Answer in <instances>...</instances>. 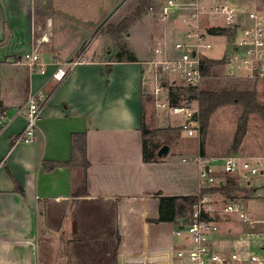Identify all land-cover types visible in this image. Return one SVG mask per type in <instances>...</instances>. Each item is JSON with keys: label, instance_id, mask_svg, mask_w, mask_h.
<instances>
[{"label": "crops", "instance_id": "1", "mask_svg": "<svg viewBox=\"0 0 264 264\" xmlns=\"http://www.w3.org/2000/svg\"><path fill=\"white\" fill-rule=\"evenodd\" d=\"M156 1L151 7L157 9L165 2ZM47 2L0 0V113L4 114L0 124V264H68L79 246L112 244L116 240L117 264L139 262L142 254L177 244L175 233L188 215L161 213L157 194L193 196L206 186L201 182L199 166L191 161L200 155L199 142L195 146L189 140H176L181 153L171 157L172 146L166 156L159 157L162 146L155 149L154 145L150 153H157L158 159L144 160L143 127L150 131L153 126L166 128L171 133L170 128H181L172 122V114L159 108L155 97L148 94L153 83L144 62L151 59L159 40L173 43L183 27L178 21L164 25L152 12L159 22L158 30L154 23L159 36L149 56L136 55V61L112 54L103 56L105 46L88 56V47L67 77L58 81L53 72L59 50H41L51 36L44 28L52 24V3L47 6ZM246 7L238 8L243 12ZM249 11L264 12V4ZM221 40L220 51L225 44ZM34 50L47 65L45 72L25 61L24 56ZM37 92L48 99L36 138L31 143L14 144L27 123L24 107ZM196 109L198 112V103ZM76 134L86 136L89 162L86 188L81 193L83 166L74 156ZM241 150L246 154L241 157L261 158L244 153L243 146ZM205 156L210 157L207 145ZM222 176L218 171L221 180ZM232 201L248 208L243 198H230L227 204ZM223 213L233 215L238 222L228 223V227L218 223V239L227 245L237 244L249 227L239 215ZM133 215L145 225L147 217L160 220L170 216L176 228L172 233L167 228L155 230V237L146 236L133 244ZM95 221L98 223L94 225ZM111 230L116 239H106Z\"/></svg>", "mask_w": 264, "mask_h": 264}, {"label": "built area", "instance_id": "2", "mask_svg": "<svg viewBox=\"0 0 264 264\" xmlns=\"http://www.w3.org/2000/svg\"><path fill=\"white\" fill-rule=\"evenodd\" d=\"M150 11L155 12L164 25H173L178 21L183 28L178 29V38L173 43L159 40L151 59L144 62L153 83L148 94L155 97L156 105L162 110L183 116L181 128L188 136L199 135V120H194L197 109L190 101L173 104L176 89L198 88L203 83L206 77L204 62L214 48L210 38L219 36L231 40L223 45L222 50L225 65L234 66L225 73L228 77L246 75L264 80V12L244 11L243 14L234 0H166L158 9L151 7ZM243 16L248 23H245ZM211 29L229 30L232 36L214 35L210 33ZM24 59L32 67L45 72L47 65L42 63L37 50L27 53ZM79 62L55 61L54 78L64 80ZM47 99L42 92L29 97L24 107L27 123L15 144L35 140ZM3 119L4 114L0 113V124ZM183 161L187 162L186 159ZM191 161L199 166L201 182L206 186H221L229 178L264 191V157L232 155L209 158L198 155ZM217 165L221 169H216ZM218 171L223 173L222 180L218 177ZM204 202L202 200L194 213L188 214L178 227L175 233L177 244L158 252L142 254V260L133 264H264V230L256 228L264 224V220L251 217L244 205L237 201L227 204L224 211L239 215L250 228L237 244L227 245L218 239L221 234L219 224L203 217L208 215L207 210L202 208Z\"/></svg>", "mask_w": 264, "mask_h": 264}, {"label": "rangeland", "instance_id": "3", "mask_svg": "<svg viewBox=\"0 0 264 264\" xmlns=\"http://www.w3.org/2000/svg\"><path fill=\"white\" fill-rule=\"evenodd\" d=\"M47 1V6L52 3V13L50 17L52 24L51 27L47 25L44 28L47 34L49 31V35L51 34V36L49 37V42L44 44L41 50L48 53L50 49L56 47V49L59 50L58 52H60H57V58H59L60 61H75L88 47L90 48L88 56H90L103 46H105L103 56L112 54L115 55V57L129 58L137 55L140 58H146L153 49L155 39L159 36V31L154 32V23H156V30H158L159 22L157 19L153 18L152 11H150L151 6H154L155 2H157L156 0H151L150 8H144L136 21L120 35V24L124 22L125 19L132 16L144 0ZM234 2L238 3V7H241V5L248 6L245 12H248L251 7L255 8L256 6L264 4V0H234ZM156 9L155 7V10ZM245 12L243 11V14ZM223 38L222 40L216 37L211 38L214 48L209 52L210 58L208 57V59L216 61L224 59V57L220 55L222 54V49L221 51L219 50L220 46L218 45V40H221V42L224 40L226 45L230 43L231 40L225 36ZM71 51L72 54L66 57ZM145 68L147 69L146 65ZM230 69H234V66H226L225 63L215 65L212 70V76H206L204 82L197 89L224 91L237 87V89L240 90L255 91L258 94L259 102L264 105V80L254 79L246 75L228 77L225 73ZM242 72L244 71H238V73ZM174 101H176L177 104H185L188 102L186 97L180 93H177ZM193 106L196 108L197 103H194ZM241 113L242 108L240 106H225L220 108L211 117L206 139L208 153H210L209 158L246 155L242 153V146L246 149L244 153L264 157V119L260 114H252L250 116L248 131L244 138L243 145H241L237 151L231 149L232 143L234 142L235 124ZM171 120L176 123L175 126L184 123L183 116L181 115H172ZM165 130L166 128L155 129L153 126L152 131L154 134L147 141L149 146L148 151H150L154 145L155 149L164 145H169L170 149L172 146V151L170 152L171 157L181 153V151H178L181 148L178 149L175 145L176 140L180 141V143L189 140L192 141L195 146H197L200 140V134L190 137L182 128H170L173 134ZM215 167L216 169H221L220 165ZM232 180L236 181L235 184H237L239 188L245 190L242 193L234 191L232 194L237 198H243L247 202L248 208L245 207L248 209V213L253 215L254 218L264 220V191L255 188L256 192L254 193L252 189L247 188L245 184L237 179ZM215 187L220 186H218V184L214 186H205L202 191ZM228 199L230 198L225 194H211L203 198L205 202L202 204V208L209 211V217L217 223H221L224 227H228V223L238 222V219L232 217L233 215H225L223 213ZM132 217L133 232L136 234H134L131 241L134 242L133 244H136L138 241H144L146 236L155 237V230L167 228L166 230L172 233L176 228L170 216L160 220L147 217L146 225L140 221L139 216L133 215ZM97 223L98 221H95L94 225ZM256 228L257 230H264V224L257 225ZM112 232L113 230L110 231L111 236L106 239H111L112 237L116 239V233ZM117 248V240L112 244L105 242L103 245L92 243V246L89 245V247H87V245L79 246L71 262L68 264H117L115 259ZM63 253L65 254V251Z\"/></svg>", "mask_w": 264, "mask_h": 264}, {"label": "trees", "instance_id": "4", "mask_svg": "<svg viewBox=\"0 0 264 264\" xmlns=\"http://www.w3.org/2000/svg\"><path fill=\"white\" fill-rule=\"evenodd\" d=\"M151 0H144L143 3L136 9L135 13L129 18L125 19L119 26V35L126 31L133 22L136 21L137 17L144 8H150ZM211 34L214 35H229L232 36L229 30L223 29H211ZM130 61H136L135 57H129ZM225 60L216 61L213 59H206L204 62V75L207 77L212 76V70L215 65L224 64ZM174 91V89H172ZM177 93L182 94L186 97L188 101L196 100L198 103V113H199V126H200V141L199 154L205 156V145L208 135V129L210 125L211 117L222 107L237 105L242 108V113L238 118L237 130L234 137V142L232 145V150L237 151L242 145L244 138L247 135L249 119L252 114H260L264 119V105L261 104L258 100V94L255 91L240 90L237 87L233 89L224 90V91H215V90H199L197 88H178L176 89ZM176 101H173V104H176ZM143 138H144V160L145 162H151L156 160L157 153L151 154L148 151L147 141L150 137L153 136L154 132L142 128ZM15 144V141H14ZM73 149L74 156H78L80 162L83 166V177L80 187V193L83 192L86 188V178L88 175L89 162L87 157V141L86 136L83 134L73 135ZM237 191L242 193L245 191L235 184L232 179L226 181L225 184L220 187L209 188L201 191L199 195L193 196H164L161 193H158L159 198V211L161 213H174L181 214L182 217L187 214H193L196 207L200 204L203 198L211 194H225L231 199H235V195L232 192ZM204 218H209L208 215H204Z\"/></svg>", "mask_w": 264, "mask_h": 264}, {"label": "water", "instance_id": "5", "mask_svg": "<svg viewBox=\"0 0 264 264\" xmlns=\"http://www.w3.org/2000/svg\"><path fill=\"white\" fill-rule=\"evenodd\" d=\"M198 117H199V113L196 112L195 115H194V120L195 122H198ZM170 151V146L169 145H164L160 148V150L158 151V156L159 157H164L166 156Z\"/></svg>", "mask_w": 264, "mask_h": 264}]
</instances>
